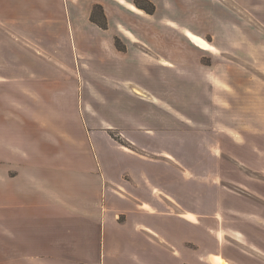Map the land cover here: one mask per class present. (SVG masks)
I'll return each mask as SVG.
<instances>
[{"label": "crops", "instance_id": "crops-1", "mask_svg": "<svg viewBox=\"0 0 264 264\" xmlns=\"http://www.w3.org/2000/svg\"><path fill=\"white\" fill-rule=\"evenodd\" d=\"M129 2L0 0V264H254L190 232L185 109L160 91L169 66L117 49L155 31L131 33Z\"/></svg>", "mask_w": 264, "mask_h": 264}, {"label": "rangeland", "instance_id": "rangeland-1", "mask_svg": "<svg viewBox=\"0 0 264 264\" xmlns=\"http://www.w3.org/2000/svg\"><path fill=\"white\" fill-rule=\"evenodd\" d=\"M129 3L142 10H125L141 31L131 33L145 34L149 26L155 31L146 49L135 35L127 38L132 45L116 36L122 50L117 49L126 51L128 43L133 51L169 66L157 75L171 76L172 86L163 84L160 91L185 109L188 134L174 140L188 168V210L195 220L201 217L190 232L204 234L202 241L197 236L206 253L227 259L223 251L228 250L247 255L254 264L264 262V0ZM186 29L211 48L187 38ZM92 64L99 66L97 60ZM147 98L159 105L157 98L164 96ZM111 134L127 145L117 132Z\"/></svg>", "mask_w": 264, "mask_h": 264}, {"label": "trees", "instance_id": "trees-1", "mask_svg": "<svg viewBox=\"0 0 264 264\" xmlns=\"http://www.w3.org/2000/svg\"><path fill=\"white\" fill-rule=\"evenodd\" d=\"M137 4V3H136ZM140 8L141 6L138 5ZM146 9V8H145ZM98 10L100 11V14H101V17L102 19L101 20H98L97 18V13ZM148 13H153L154 12V6L152 7V9H149L147 11ZM90 20L94 23H96L98 26H100L101 28H107V18H106V15L104 13V11H102L101 9V5H95L92 9V12H91V15H90ZM115 45L118 49H121L120 45L117 43V38H115ZM122 50V49H121ZM111 134V133H110ZM112 137H114L112 134H111ZM115 138V137H114Z\"/></svg>", "mask_w": 264, "mask_h": 264}, {"label": "bare ground", "instance_id": "bare-ground-1", "mask_svg": "<svg viewBox=\"0 0 264 264\" xmlns=\"http://www.w3.org/2000/svg\"><path fill=\"white\" fill-rule=\"evenodd\" d=\"M192 37V39L194 40V42H197L198 44H200V45H202L203 47L205 46V47H208L209 45H207L208 43L207 42H205L203 39H201V38H199V37H197V36H191ZM197 44V45H198ZM219 264H228V262L227 261H225V260H219Z\"/></svg>", "mask_w": 264, "mask_h": 264}]
</instances>
